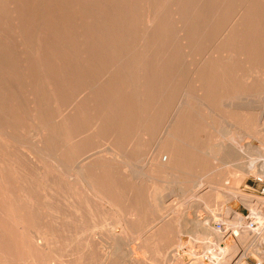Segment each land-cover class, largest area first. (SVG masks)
Listing matches in <instances>:
<instances>
[{
  "label": "rangeland",
  "instance_id": "374dc122",
  "mask_svg": "<svg viewBox=\"0 0 264 264\" xmlns=\"http://www.w3.org/2000/svg\"><path fill=\"white\" fill-rule=\"evenodd\" d=\"M25 1L24 0L23 1L22 0H0V7H1L0 8V22L2 21V23H3V25L0 23V32L3 33V34L0 33V35H1L0 36V51H1L0 52V54H1L0 55V68H2V67H5V69L7 68L6 69L7 72L4 71L5 69L3 68L4 73H2V74H1V72H3V71H2V69H0V75H2V76H0V100H4V101L6 100L5 102L0 101L1 104L3 105V107H2L0 104V107L3 109L2 110L0 108V114L2 115L0 117V120H1L0 124H2L4 121H5L4 123H6V122L9 123V125L7 123L5 125L4 124L0 125V127L1 126L4 127L3 129L5 131L3 133V135L2 134L0 135V137H1L0 138V140H1L0 141V180L2 179L0 181V254H1L0 264H32L33 261H34L33 264H46V263L52 264V262L54 260H56V261L58 260V261L53 262V264H60V263L68 264V262H70V260H71V262H70L71 264H78L79 263L78 258L80 256L78 253H80V250H81L80 249L81 244L78 245V242L80 243V237L81 236H83L84 238L86 237L85 241L89 240L90 229H89V227H87V231L83 232L84 234L80 235L79 229L76 226V224H77L76 218H72V219L70 218L71 216L73 217V215H75L74 213H70V212H71V209L73 210V212H75V210L73 208L76 209L77 205L74 207H73V205L80 203V201H81L80 192H82L81 187H79V183L77 184L75 181L74 182L72 181L73 176L74 175L76 176V173L74 172L73 169H75L74 167L76 166V163L78 162V160L82 159L83 154H86V152L90 151L91 149L97 148V147L98 148L100 147L102 149L103 143L106 142V141H104L103 143H100L101 139H99V137H101L104 134V131L100 132V130L98 128L95 129L94 131L93 130L88 131V128H86L84 130L82 138H80L78 136L79 128L81 126L88 124L87 122H89V120L91 119L95 109H96V114L99 117H101V119L104 118L105 112L102 108V104H105V103H107L109 101H113V100H125V99H129L132 97H134L135 99L138 98L139 95L137 97V95L132 94L133 92L131 91V89L133 88V91H139L138 90L139 81H138V78L135 76L131 79L132 75L127 74V76L125 77L123 74L124 72H122V71H119V72L112 71V67L110 66L109 67L110 71H109L108 75L101 74V77H99L97 80H94V82H93L92 78L89 79L90 84H88V86H90L92 84L91 89L97 86L98 90L96 89L97 88L96 87V88H94V92H91L93 89L91 90L89 87L88 89L91 90L90 91L91 93L88 92L87 90L85 91L84 86H83V82L85 80L82 78L77 79L78 78L77 77V56H74L76 54L78 55L77 42H78L79 37L82 33H85V34H83L84 36L82 38H85L86 40L91 39L94 36H97V32L93 27L95 24V21H96L95 16L97 17V13L90 12L91 6L92 7L95 6L93 3H96V4L102 3L103 5L107 6L106 14L108 17L115 15V14H119V19H120V21L122 23V27H123V32L121 33V35L123 36V37H121V40H122L121 43L123 44V43L127 42V40H128V43L126 44L127 47L124 46V48H125V49H123L124 52H128L136 44H138V40L141 37V30L152 25V23L154 22V20H152L154 16H156V20H155V23L153 25L159 24L158 21H160L162 19V20H164V22L169 27H171L172 20L170 18V13L164 12L165 8L170 9L171 3L169 4V0H147V1L146 0H140L138 3L139 12L135 13V12L131 11L133 9V7L135 6V3H134L135 0H121V2H120V0H119V2H118V0H115V1L114 0H111V1L110 0H80V1L79 0L78 1L77 0H51V1L44 0L46 2V5L44 4L45 2L43 0H41L43 2H41L40 0H32V1L30 0V2H29V0L26 2ZM48 1H49V3H47ZM52 2H53V4H52ZM82 2H84V3H82ZM183 2H184L183 6H189V4H190V0H183ZM202 2L205 5H210V4H212V2L216 3L215 0H208V1L202 0ZM24 3H25V6H24ZM39 3L40 4L42 3L43 7L42 6L38 7V5H40ZM114 3L115 4L117 3V4L114 5ZM124 3H126V4H124ZM31 4H32V7L29 6ZM68 6H69V8H68ZM4 7H5V9L7 7V10H5ZM24 7L26 8V10L24 9ZM37 7L39 9H36ZM44 7H45V11H44ZM111 7H112V9H111ZM146 7H148L149 10ZM40 8H43V9H41V11L44 14L40 12ZM56 9H58V11L60 9V11H59L60 13H58V11ZM1 11L4 12V15H3V13H1ZM33 11H37V12L33 13ZM48 11H50V12H48ZM55 13H58V14H55ZM10 14H12V15H10ZM39 14L40 15L43 14V16L41 15L42 19L40 18ZM149 14H150V16L151 15L152 16L150 17ZM30 15H31V19H30ZM54 15H56L57 17L55 18ZM144 15H145V20H144ZM146 15H148V17ZM26 16L28 17L27 19L29 21L25 20ZM46 16H47L48 20H47ZM60 16H62L63 18ZM127 16L130 18H128ZM157 16H158V18H157ZM1 17L2 18L4 17V18L2 19ZM16 17H18L19 19L21 18V19L18 20V18L16 19ZM50 17L52 18V20H50L51 19ZM59 17H60V20H59ZM35 18H37V19H35ZM61 18H62V20H61ZM15 19H16V21H14ZM35 20H37V21L39 20V21L37 22ZM42 20H43L44 24L46 22V24L45 25L43 24V26L40 25ZM5 21L7 23H5ZM129 21H130V23H129ZM16 22H18V23H16ZM53 22L54 23L56 22L55 26L51 25V23L54 24ZM61 23H62V25H61ZM47 24L48 25L50 24L51 26H47ZM136 24H138V27L136 26ZM4 25H6V26H4ZM10 25H12V26L10 27ZM13 25L17 26V28L13 27ZM31 25H33V26L36 25L38 27H35V29H34L33 26L31 28ZM29 26H30V28H29ZM41 26H42V29H41ZM2 27H3V29H2ZM53 27H55L56 31L53 30L54 29ZM36 29H38L39 32H36V31H38ZM169 30L172 31L173 29L171 28ZM3 31L7 32V34L4 33ZM27 31H29V32H27ZM156 31H153L151 38L156 37ZM11 32L15 33V34H12ZM23 32L25 33V35H23L24 34ZM66 32H68L69 34H73V35L70 36ZM131 32H132V34H131ZM27 33L30 36H28ZM36 33H38V34H36ZM4 34L6 36H4ZM10 34H11V36H10ZM7 35L9 36L8 38H7ZM17 35H19L18 36L19 38L17 37ZM31 35H34L35 37H36V35H38V36L36 38L35 37L33 38V36H31ZM25 36H27L29 39H27V37H25ZM42 36L45 39L41 38ZM30 37H31V39L32 38L35 39L34 42L36 41V44L34 42H33V44L31 43ZM206 37L208 39H212L214 37V33L209 32V34H207ZM39 38H40V41L38 42ZM123 39H124V41H123ZM28 40H30V42ZM41 40L43 41V43ZM44 40H46V43ZM70 40L71 41L75 40L76 43L70 42ZM25 41L27 42V44ZM66 41L68 43H65ZM19 42H20V44H19ZM14 43H16V44L14 45ZM28 43H30V45L32 44L31 45L32 47H30V45ZM71 43H73L74 46H72L73 44H71ZM11 44L14 45L15 48L17 46V48L15 49L13 46H11ZM34 44H35V47L37 49L33 46ZM75 44H76L77 48L75 47ZM56 45H60V46L57 47ZM39 46H41V47H39ZM11 47H12V49H11ZM9 48H10V50H8ZM18 48H19V52H21L20 53L21 56L19 55V52L17 51ZM52 48H53V50H52ZM202 48L203 47H201L196 53L200 52L199 54H201L203 52ZM91 49L96 54L99 51V50L96 51L95 49H93V45H88L86 48V55H89L88 52H90ZM16 51L18 52V56H17ZM121 51H122V49H121ZM134 51H135V54L137 55L138 54V48L136 50L134 49ZM22 52H24L23 55H22ZM38 53H40V54H38ZM100 53H101V50L99 51V54ZM35 54H36V56H35ZM8 55L11 56L9 58L11 60L8 59ZM12 56H14L15 58H13ZM196 56H198V55H196ZM12 58H13V60H12ZM22 58L26 59L25 63H24L25 60L24 59L22 60ZM2 60L6 64L4 62H2ZM39 60L41 61L40 63H38ZM53 60H55L54 61L55 63H53ZM9 61H11V62H9ZM13 61H15V62H13ZM20 61L22 62V64ZM48 61H50V62H48ZM67 61H69V62H67ZM125 61H126V63H125ZM125 61H124V65H129V63H128L129 61L128 60H125ZM18 62H20V63H18ZM42 63H43V66H42ZM47 63H48V65H47ZM51 63H52V65H51ZM67 63H69V64H67ZM28 64H29V67H28ZM66 64L68 66H66ZM21 65L24 66L26 69L21 68ZM250 65H251V63H247V66L241 65L240 67L237 68V74H238L237 75V84L238 85H234L232 83V80L228 81L227 75H224V77H222L221 79H218V81H217L218 87L215 90V94L212 97H210V102L212 104L214 112L216 113L215 114L216 116H214L212 120H210V118L207 120L202 119V118L190 120L188 122L187 132L178 131V132L173 134V137H172L173 141L170 139L172 141V146L176 150L183 152L182 154H179V158H177V159H179L178 161L182 162V164L178 165L175 169L166 171L164 173L156 174L155 175L156 180L154 181L155 183L154 182H148V183H145L143 186L144 189L147 188L149 191L151 189H154V190L157 189L161 193V194L159 193L160 194L159 199H160V207L163 208V210H162V208H160L162 210V212L160 211V209L157 210V209L153 208L152 202H149L147 196L144 195V192H142V194H140V196H137V197L131 196V197L125 198L122 203L124 205V210H123L124 217H125V220L127 222L125 223V220H124V223L122 224V226L124 225L123 228L126 230V233H123L122 236L125 237L126 239L123 238L124 243L122 242V244L119 246L117 244H114L115 242L113 239L114 238V231H118L119 227H120V224L117 223L118 222L117 215H115L114 212H106L105 213V212L100 211L101 213L100 212L98 213L95 209L91 208V211H93L92 216L95 219L94 221H95V224L97 226V228H95V231L99 230V232H96L97 237H98V240H97L98 244L93 245L89 249L87 248L84 250V253L86 255L85 256L86 264H99V260L101 259L100 254H101L102 248L109 246L108 250H111L112 245H114L112 247H114L113 251L115 253H116L115 248L118 247L119 248L118 253L126 255L127 257H132V256H136V255L143 257L146 255L145 257L148 259L149 263H151V264H167L168 262H169L168 264H175V263L176 264H178V263L183 264V262L185 264H205V263H203L202 258L204 256L208 255L209 251L214 250L215 248H217L219 246L217 244H214V241H213L212 242L213 246L210 248V247H208L209 246L208 240L205 241L206 238L202 234H199L196 236L195 233H197L199 231L198 230L199 227L196 226L195 223L196 222L204 223V222H207V220L214 218L215 220H213V222H212L213 227L217 226V222L225 221V220L227 222H229L230 224H233L234 223L233 216L235 213H232L231 216H228L227 214H225V212H223V206H224L223 204H225L227 202V200L225 202L224 197L227 196V194H229V193L234 194L235 198L237 197L236 202L238 205L236 206L235 211L238 214L248 216L250 214L249 210H251V208L253 209L252 206L256 205L254 208L257 207L256 211H259V213L260 214L262 213V215L260 216L261 218H259L261 221L259 220L260 221V223H259L260 228H259V231L256 232L257 234L254 237H251V239L249 240V242L246 245L240 244V245H242L240 247L237 244L238 249L236 250L237 252H235L233 255V260L231 259L232 261H230L227 264H245V263L253 264L255 262H257V263L264 262V256L262 257V255H264V254H260L261 252L264 253V234H263L264 233V228H263L264 227V220H262V219H264L263 218L264 217L263 216V214H264L263 213L264 212V203H262V201L255 200V201H253L254 204H252V206L250 207V206H247V202L245 203V201L239 199V196L247 195V194H250V196L253 195V197H255V195H256V198L264 199L263 196L259 197L261 195L256 191L260 187L259 184L257 182H255V179H254L255 173L258 174L257 169H253L252 171L250 170L251 172L250 171L245 172L241 167L242 166L241 161H243V162L246 161L244 154L242 155L241 153H239L237 151V163H238V165H237V163L235 164V162H233V163L230 162L231 155L222 153L221 147L219 146L220 143H225L227 141V139L229 140L230 138L236 137L233 135L234 133H232L233 130L230 131V129L227 128L228 129L227 130L226 128H224V126L226 127V123H224L223 118H225V119L230 118L232 120L233 124L239 126L242 129H245V131L247 133L245 135V139L247 141L246 143L251 144V146L256 145V147L260 146L259 144L261 143V145L264 146V130L262 128L263 124H264V120H263L264 119V105H263L264 102L261 98V97H264V95H263L264 85H261L260 83L256 82L255 79H253V76L255 75V73H254V70H252L253 69L252 65H251V67H250ZM38 66L40 67V69H39L40 72L36 71L39 68ZM12 68H15V69L12 70ZM10 70H12V71H10ZM14 70H16V71H14ZM13 71H14V74H13ZM65 71H66V73H65ZM15 72H16V75H15ZM3 74H5L6 76ZM110 74H111V76H109ZM121 74H122V76H121ZM129 74H131L130 71H129ZM3 76L6 78V80ZM29 76H31V77H29ZM36 77L39 79H37ZM262 77L264 78V68H263ZM185 78H186L185 73L183 76L179 77L180 80L181 79L183 80ZM116 79H117V81H116ZM20 80H21V84H20ZM2 81L3 82L5 81V83H3ZM34 81H36V82L34 83ZM40 81L41 82L43 81V82L41 83ZM30 82H33L32 87L34 88V86H35L36 87L35 89H37V91L39 93L30 86L31 85ZM44 83L47 84L46 87H45ZM221 83H222V85H221ZM9 84H11L12 86ZM13 84H14V86H13ZM132 84L135 86H133ZM241 84H243V85L241 86ZM8 85H9V87H8ZM26 85H28V87ZM223 85H225V86H223ZM39 86H40V89L43 91L38 90ZM47 86H49V89H47ZM26 87L28 89H24ZM43 87L45 88V90ZM10 88H12V89H10ZM63 89L68 90V93L65 92ZM185 89L186 90L188 89L187 91H188V93L191 94V96H192V94H194L196 92V88L194 86H188ZM53 90H55L56 92ZM2 91H4L5 93ZM33 91L35 93L36 98L33 95ZM59 92H61V93H59ZM219 92H220V94H219ZM38 94L39 95L41 94V95L39 96ZM130 94L132 97L131 96L129 97ZM248 94L251 96H249ZM20 95L22 97H20ZM88 95H90V96H88ZM246 95H248V96L245 97ZM252 95H254V96H252ZM259 95L261 97H259ZM37 96H39L40 99H38L39 97L37 98ZM41 96H43V97L41 98ZM241 96L244 98H241ZM252 97H255V99H253ZM50 98H52V99H50ZM217 98H219V99H217ZM226 98H227V100H226ZM257 98L258 99L261 98V99L258 100ZM231 99L233 101H231ZM16 100H17V103L15 102ZM25 100L27 101V103ZM222 100H226V101H222ZM19 101H21V102H19ZM22 101H25L24 106L22 105L23 104ZM230 101L232 104L233 103L234 104L239 103V104L237 106H233V107L229 108L226 105H228L230 103ZM260 101H262V102H260ZM10 102H12V103H10ZM88 102H90V104L93 106V109L91 110L92 113H89V112L85 111V109H84L85 106L88 104ZM250 102H251V104H250ZM223 103H225V104H223ZM11 104H12V106H11ZM25 104H27V106ZM245 104H248L249 108H246L248 106ZM224 105H225V107H224ZM243 105L245 107H243ZM258 106L260 109L258 108ZM40 108H43L44 110L42 111V109L40 110ZM12 109H13V112H12ZM2 111L3 112L5 111V112L3 113ZM73 111H74V113H73ZM17 114H18V116H17ZM260 114L263 115L262 119H260V122L262 123V125L258 120H256L257 115L259 116ZM3 115L6 117H4ZM3 117L5 119L4 121L2 120ZM26 117H28V118H26ZM6 119L8 121H6ZM42 119H43V121H42ZM48 119H50V120H48ZM53 119L56 120L57 123L55 121H53ZM12 122H14V125L16 123L17 129H16V126H12L13 125ZM44 122L46 123L45 125H44ZM64 123H68L67 125L71 126L70 133L67 136L66 135L64 136L62 134L63 133L62 128H63ZM37 124L39 126H37ZM221 125L223 126V129L225 131H227L226 133L223 134L225 137L222 136V134L220 133ZM18 126H20V127L18 128ZM38 127L43 131V135L42 134L39 135L40 130L38 129ZM254 127H255V129H253ZM45 128L48 129L49 132L50 131L53 132V133H50L52 136L50 134L48 135V131H45L46 130ZM84 128H85V126H84ZM56 129L58 131H56ZM19 130L20 131L22 130L21 133ZM53 130H55V131H53ZM255 130H257L259 134H257L255 132ZM7 131H8V133H7ZM0 133H1V131H0ZM10 133L13 135H12V137L10 135V138L7 139ZM3 136H7V137L2 138ZM242 136L243 135H237V140L242 139ZM13 137H14V139H11ZM58 137L59 138L62 137L63 139L60 138V140H63L65 142H63V141L59 142L60 140H58L59 139ZM160 137H163V140L161 139L162 140L161 143L163 145V143L167 139L166 135H164V128L163 127H162V129H160L158 132L155 133L154 139L158 140ZM5 140H6V142H4ZM137 140H138V144L135 147V150H136V152H139V158L136 159L135 161H132L133 162L132 165H134V166H132V168L134 170L137 169L140 172H141V170H143L144 173H149L146 170L148 167L146 168L145 156H146V152L150 148L149 147L150 141H151L150 137L147 135H143V136L141 135L137 138ZM260 140H261V142H259ZM52 144H53V147H52ZM188 144H190L191 146ZM214 145L216 147H214ZM41 146L43 147V149L41 148ZM66 146H67L68 150H71V151H69V152L63 151L62 149H64V147H66ZM210 146H212V147H210ZM218 147L220 149H218ZM18 148H20V149H18ZM195 148H197V149H195ZM48 149L51 151V152H49L50 154L53 152H56V153H53L55 155H57V151H59L58 152L59 156H61L63 158L62 167L57 162L54 163V160H52V157H50L51 155L49 153H47L49 151ZM209 149L215 150L218 153L213 154V155L212 154L209 155L206 153ZM24 151H26L27 153ZM75 156L77 157L76 160H75ZM47 157H48V160L45 159ZM49 159H51L52 162H50ZM70 159L72 162H74L73 164L71 162L72 165L69 164ZM66 161H67V165L65 164ZM257 161L261 164V162H263V159L260 158V160H259V158H258ZM44 162L46 164H44ZM226 162H228V163H226ZM54 164L56 165L55 168H54ZM68 164H69V167H68ZM62 168H64V169H62ZM86 169H87V171H89L93 174L95 172H101V173L105 174L106 176H108L111 173L110 164L108 162L101 161V160H95ZM178 169H180V170H178ZM55 170H56V172H55ZM67 171L70 173V175L68 174ZM199 171H201V172H199ZM168 172L173 173V174H170ZM65 173H67L68 175L66 174V176H65ZM71 173H72V175H71ZM176 173L178 174V178H176L177 177ZM189 173H191L192 175ZM199 173H201V174H199ZM62 174H64V175H62ZM194 174H195V176H194ZM170 175H171V177H168ZM188 175L191 177H189ZM67 176H69V177L72 176V177L69 178ZM165 176H167V178ZM199 176H204L205 180L203 179L201 187L199 186L198 189L197 188L194 189L195 188L194 182L196 180H198ZM171 178H174L173 179V180H175L174 183H173V181H171ZM190 178L192 179V181ZM157 179H159V180H157ZM193 179H195V180H193ZM7 180H9V181H7ZM178 181H180V182L178 183ZM3 183H5V184H3ZM97 183L99 185H102V186L103 185L107 186V184L109 182H97ZM129 184L131 185V183H129ZM176 184H178L179 187ZM65 185H66V187H65ZM118 185H119V187H121L123 189L124 188L127 189V187L130 188V185H126L123 182H118ZM49 187H51V188L53 187V188L50 189ZM64 187H65V190H64ZM132 187L133 186L131 185V188ZM180 187H183L186 190L191 189L193 187L192 189H194L195 191L197 190L196 192H198V193L188 192V194L186 193L187 195L184 194V196H183L180 193V191H178L180 189ZM73 188L75 190H77V192ZM23 189H25V190H23ZM53 189H54V191H52ZM56 189H57V191H55ZM7 190L10 193L7 192ZM44 192H46V194ZM207 192L210 195L211 194L213 195V193H216V196L214 195L216 198L214 199V196H212V195L210 197V195H208ZM217 192H218V194H217ZM202 193H203V195H202ZM75 194H77V195H75ZM206 194L208 196H206ZM237 194H239V195L237 196ZM218 195H220V196L223 195L224 197L223 198L220 197V199H219ZM63 196H64V198L67 197V198H65L67 200V202L63 198ZM200 196H202V197L205 196V198L207 197L208 201L213 200V202H212L213 204L209 205L210 202L208 204V202H206L207 200L203 199L204 197L202 198ZM20 197L21 198L24 197V199L23 198L21 199ZM48 197L51 198V201L53 200V202H50L52 204L51 207H48V206H50V205H48L50 203H47V201L49 200ZM221 199L224 200L223 201L224 203L219 201ZM16 200H17V202H16ZM215 200L218 202H216ZM203 202H204V204L207 203V205L206 204L204 205ZM55 203H56V205H55ZM58 203H59V205H62L66 208V213H65V208L62 206H59ZM66 204H68V206ZM71 204H73L72 205L73 208L71 206H69ZM146 204H147V206H146ZM45 205H47V206H45ZM33 206H34V208H33ZM220 206L222 207L221 209H220ZM208 207H210V208H208ZM45 209H48V210H45ZM49 209H50V211H49ZM61 209H62L63 213L61 212ZM68 210H69V212H68ZM53 211H56V213ZM158 211H160V212H158ZM8 212H10V214ZM44 212H46V214ZM60 212H61V215H59ZM52 213H55L54 214L55 216H53ZM50 214H51V216H50ZM62 214H63V216H62ZM65 214L66 215L68 214L67 216H69V214H70V217H69L70 220L68 217L67 218L65 217L66 216ZM215 214H217V215H215ZM46 215H47V217H46ZM56 215L61 216V218H59L60 220L58 219L59 216L57 217ZM163 216L165 218L166 217L167 218L165 219ZM48 217H50V218H48ZM74 217H76V215ZM161 217H163V218H161ZM51 218H53V219H51ZM106 218H108L109 220ZM187 218L189 220H187ZM110 219L112 221H111V223H109L110 225H108V222H110ZM47 220H49L50 222ZM67 220L72 222V223L69 222L72 225L68 226L67 224H69V223ZM72 220L74 221L75 228H77V229H74L75 233L73 231L74 226H73ZM104 220H106L105 222H107V223L101 222ZM232 221H233V223H232ZM64 222L65 223L67 222V223L65 224ZM75 222H76V224H75ZM100 223L103 226H106V227H104L105 229L102 228V225H100ZM261 223L263 226H261ZM64 225H67V226H64ZM153 225H155V226H153ZM185 225H186V227H185ZM71 226H73V227H71ZM100 226H101L102 230L99 228ZM62 227H64V228H62ZM151 227L153 229H155V231H156V235L158 238V240H156V241L151 240V236H148L149 235L148 232H149ZM182 227L184 228L183 229L184 231L182 230ZM257 227H254V228H257ZM133 228H135V230ZM146 228H148V229H146ZM77 230H78L79 234H78ZM180 230H182V232ZM260 230H262L261 233H260ZM62 231L64 234H66L65 236H64V234L62 235ZM21 232L24 233L25 235L22 234ZM87 232H89V234ZM145 232H146V234H144ZM179 232H181L180 233L181 235L179 234ZM27 233H28V235H27ZM136 233H137V235H134ZM86 234H87V236H85ZM127 235L129 236V238ZM29 236H31V237H29ZM36 236H41V237L45 238L46 243L48 242L47 245H46V243H45V245L44 244L43 245L38 244L37 241L39 242V239L37 240ZM73 236H74V238H73ZM106 239H108V240L105 241ZM135 239H137V240H135ZM102 240L105 241V243ZM138 240H139V243H138ZM33 241H35V242L33 243ZM160 241H162V242H160ZM27 242H29V245L26 244ZM257 242H258V244H257ZM177 243L179 246V250H178L179 256L178 257L181 259H178L177 257L172 256V255H175V253H172V248H174V245ZM24 244H26V246ZM37 244L40 246H38ZM105 244H106V246H105ZM76 245H77V247H76ZM219 245H221V244H219ZM79 246H80V248H79ZM42 247L44 248V250ZM40 248H41V250H40ZM127 248H128V250H127ZM26 250H28V251H26ZM149 250H151V251H149ZM89 251H90V253H89ZM153 251H154V253L155 252H157V253L154 254V253H152ZM28 252H30L31 254L30 253L28 254ZM87 252H88V255H87ZM91 252L94 255H92ZM73 254H75V255H73ZM90 254H91V256H93L92 258H90ZM169 255H171V256H169ZM259 255H261V256H259ZM56 256H58V257L56 258ZM97 256H98V258H97ZM29 257L30 258L35 257L38 263L36 262V260L34 258H33V260L32 259L28 260V259H30ZM59 257H61L60 258L61 260H59ZM167 257H168V260L166 261L165 259H167ZM14 258H15V260H13ZM68 258H70V259H68ZM46 259H48V260H46ZM52 259H53V261H52ZM174 259H175V262L173 261ZM31 261H32V263H31ZM46 261H48V262H46Z\"/></svg>",
  "mask_w": 264,
  "mask_h": 264
},
{
  "label": "bare ground",
  "instance_id": "6f19581e",
  "mask_svg": "<svg viewBox=\"0 0 264 264\" xmlns=\"http://www.w3.org/2000/svg\"><path fill=\"white\" fill-rule=\"evenodd\" d=\"M23 1V0H22ZM25 1V0H24ZM28 1V0H26ZM25 1V2H26ZM32 1V0H31ZM41 1V0H40ZM39 1V2H40ZM44 1V0H43ZM41 1V2H43ZM51 1V0H49ZM49 1L47 3H49ZM78 1V0H77ZM80 1V0H79ZM111 1V0H110ZM115 1V0H114ZM140 0H135V6L133 7V9L131 11L138 13L139 12V7H138V3ZM147 1V0H146ZM205 1V0H204ZM208 1V0H207ZM230 1V2H229ZM10 2V1H9ZM21 2V1H20ZM30 2V0H29ZM38 2V1H37ZM45 2V1H44ZM55 2V1H54ZM90 2V1H89ZM119 2V0H118ZM117 2V3H118ZM121 2V0H120ZM126 2V1H125ZM216 3L212 2V4L210 5H205L202 0H190V4L189 6H183L184 2L183 0H169V4L171 3V7L170 9H164V12H169L170 13V18L172 20V25L171 27H169L164 20H160L158 21L159 24H155V20H156V16L153 17L152 20H154V22L152 23L151 26L147 27V28H142L143 30H141V37L138 40V44H136L132 49H130L128 52H124L123 49L124 46H126L127 42L125 43H121V37H123L121 35V33L123 32V27H122V23L119 19V14H115L112 16H107L106 14V8L107 6L103 5L102 3H93L94 7H92L91 5V9L90 12H94L97 13V17L95 16V24H94V29L97 32V36L92 37L91 39L86 40L85 38H82L85 33H82L79 37V40L77 42V46H78V55H74L77 56V79L82 78L85 81L83 82V86L85 91L87 90L88 92H94V88L91 89V85L88 86L89 83V79H93L97 80L99 77H101V74L104 75H108L109 74V67H112V71L114 72H119L122 71L124 72V76L126 77L127 74L128 75H132L131 79L135 76L138 78L139 81V86H138V90L139 91H133V88L131 89V91L133 92L132 94L139 95L138 98H134L131 96V94L129 95V97L131 96L132 98L129 99H125V100H113V101H109L105 104H102V108L105 112V116L103 119H101V117H99L96 114V109L93 112V115L91 117V119L89 120V122H87L88 124L81 126L79 128V134L78 136L80 138H82L84 130L86 128H88V131L91 130H95V129H99L100 132L104 131V134L99 137L100 143H103L102 145V149L99 147L91 149L90 151L86 152V154H83L82 159L78 160V162L76 163V166L74 167L75 169L74 172L76 173V176H73V182L75 181L77 184L79 183V187H81L82 192H80V198L81 201L79 204H71L69 206L73 207L77 205L76 209L73 208L75 210V212H73V210L71 209L70 213H74L76 215V217H74L75 215H73V217L67 216L66 214V218L70 217L72 218H76L77 221V228L79 229L80 235L84 234L83 232L87 231V227H89L90 229V237L89 240L85 241V238L83 236L80 237V243L78 242V245L81 244V248L79 246L80 253H78L80 256L78 258V264H86V260H85V253L84 250L85 249H89L90 247H92L93 245L98 244V237H97V233L99 232V230L95 231V228H97L96 224H95V219L92 216V212L91 208L95 209L98 213L100 211L102 212H114L115 215H117L118 217V224H120L119 230L118 231H114V244L117 245H121L123 242V238L126 239L125 237L122 236L123 233H126V230L123 228L122 224L124 223L125 217H124V205H123V200L127 197H131V196H140V194H142V192H144V195L147 196L149 202H152V206L154 209H160L162 207H160V199H159V195L161 194L157 189H151L150 191L146 188L144 189L143 186L145 183L148 182H154L156 180V174L159 173H164L166 171L175 169L178 165L182 164L181 161H178L179 159V154H182L183 152L176 150L173 146H172V137L173 134L178 132V131H183V132H187L188 130V122L190 120L193 119H198V118H202V119H209L212 120L214 116H216L212 104L210 102V97H212L215 94V90L217 89V81L218 79H221L222 77H224V75H227L228 81L232 80V83L234 85H238L237 84V68L240 67L241 65H246L247 63H251L254 73L255 75L253 76V79H255L256 82L260 83L261 85H264V78L262 77V73H263V68H264V0H215ZM222 2V3H221ZM5 3V2H4ZM3 3V4H4ZM28 3V2H27ZM26 3V4H27ZM34 3V2H33ZM73 3V2H72ZM71 3V4H72ZM84 3V2H82ZM87 3V2H86ZM92 3V2H91ZM116 3V4H117ZM132 3V2H131ZM15 4V3H14ZM23 4V3H22ZM30 4V3H29ZM40 4V3H39ZM46 5V2L44 3ZM53 4V2H52ZM55 4V3H54ZM57 4V3H56ZM60 4V3H59ZM75 4V3H74ZM90 4V3H89ZM114 3V5H116ZM122 4V3H121ZM126 4V3H124ZM123 4V5H124ZM9 5V4H8ZM11 5V4H10ZM16 5V4H15ZM36 5V4H35ZM68 5V4H67ZM84 5V4H83ZM132 5V4H131ZM161 5V4H160ZM164 5V4H163ZM25 6V3H24ZM30 7H32V4L29 5ZM42 6V3L40 5H38V7ZM53 6V5H52ZM55 6V5H54ZM8 7V6H7ZM7 7L5 10H7ZM15 7V6H14ZM13 7V8H14ZM23 7V6H22ZM21 7V8H22ZM36 9H39V8ZM43 7V6H42ZM46 7V6H45ZM45 7H44V11H45ZM51 7V6H50ZM60 7V6H59ZM167 7V6H166ZM1 8V7H0ZM53 8V7H52ZM69 8V6H68ZM87 8V7H86ZM132 8V7H131ZM148 8V7H146ZM16 9V8H15ZM24 9L26 10V8L24 7ZM40 8V12L43 13L41 11ZM88 9V8H87ZM112 9V7H111ZM17 10V9H16ZM22 10V9H21ZM49 10V9H48ZM58 11V9H56ZM149 10V8H148ZM3 11V10H2ZM4 15V12H2ZM38 11V10H37ZM37 11H33V13H36ZM60 11V9H59ZM58 11V13H60ZM146 11V10H145ZM18 12V11H17ZM20 12V11H19ZM50 12V11H48ZM56 12V11H55ZM121 12V11H120ZM6 13V12H5ZM12 13V12H11ZM32 13V14H33ZM47 13V12H46ZM55 13V14H58ZM27 14V13H26ZM44 14V13H43ZM43 14H41L43 16ZM8 15V14H7ZM12 15V14H10ZM29 15V14H28ZM27 15V16H28ZM41 15L39 14L40 18ZM46 15V14H45ZM123 15V14H122ZM21 16V15H20ZM26 16V21L28 20ZM35 16V15H34ZM33 16V17H34ZM48 16V15H47ZM46 16V18H47ZM51 16V15H50ZM55 18L57 17L56 15H54ZM59 16V15H58ZM129 16V15H128ZM127 16V17H128ZM136 16V15H135ZM142 16V15H141ZM148 17V15H146ZM150 16V14H149ZM152 16V15H151ZM150 16V17H151ZM159 16V15H158ZM157 16V18H158ZM45 17V16H44ZM43 17V18H44ZM62 17V16H60ZM59 17V20H60ZM125 17V16H124ZM123 17V18H124ZM126 17V18H127ZM2 18V17H1ZM4 18V17H3ZM2 18V19H3ZM10 18V17H9ZM18 17H16L17 19ZM45 18V19H46ZM51 18V17H50ZM54 18V19H55ZM63 18V17H62ZM61 18V20H62ZM122 18V17H121ZM130 18V17H128ZM167 18V17H166ZM16 19L14 21H16ZM21 19V18H20ZM18 18V20H20ZM30 19H31V15H30ZM37 19V18H35ZM42 19V18H41ZM17 20V21H18ZM24 20V21H25ZM48 20V18H47ZM52 20V18L50 19ZM144 20H145V15H144ZM29 21V20H28ZM37 21V20H35ZM34 21V22H35ZM39 21V20H38ZM37 21V22H38ZM93 21V22H94ZM143 21V20H142ZM167 21V20H166ZM36 22V23H37ZM43 22V20H42ZM40 23V25L43 26V23ZM60 22V21H59ZM146 22V21H145ZM144 22V23H145ZM2 25V21L0 22ZM5 23H7L5 21ZM11 23V22H10ZM18 23V22H16ZM33 23V22H32ZM54 23V22H53ZM56 23V22H55ZM55 23L51 25L55 26ZM130 23V21H129ZM12 24V23H11ZM20 24V23H19ZM30 24V23H29ZM35 24V23H34ZM46 24V22H45ZM44 24V25H45ZM143 24V23H142ZM166 24V25H165ZM1 25V26H2ZM50 24L47 26H51ZM62 25V23H61ZM91 25V24H90ZM145 25V24H144ZM6 26V25H4ZM3 26V27H4ZM9 26V25H8ZM12 25H10L11 27ZM22 26V25H21ZM20 26V27H21ZM26 26V25H25ZM33 25H31L32 28ZM41 26V29H42ZM136 26L138 27V24H136ZM225 26V27H224ZM2 27V29H3ZM9 27V28H10ZM13 27L17 28V26ZM34 29L35 27L38 26H33ZM45 27V26H44ZM6 28V27H5ZM14 28V29H15ZM23 28V27H22ZM30 28V26H29ZM49 28V27H48ZM54 28V29H53ZM52 29L55 30V27H53ZM136 28V27H135ZM141 28V27H140ZM173 29L172 31H170L169 29ZM11 29V28H10ZM13 29V28H12ZM19 29V28H18ZM40 29V30H41ZM45 29V28H44ZM50 29V28H49ZM51 29V30H52ZM69 29V28H68ZM80 29V28H79ZM137 29V28H136ZM16 30V29H15ZM32 30V29H31ZM38 30V29H36ZM52 30V31H53ZM89 30V29H88ZM132 30V29H131ZM157 30V31H156ZM2 31V30H1ZM12 31V30H11ZM24 31V30H23ZM33 31V30H32ZM35 31V30H34ZM43 31V30H42ZM50 31V30H49ZM56 31V30H55ZM66 31V30H65ZM70 31V30H69ZM153 31H156V37H152ZM4 32V31H3ZM29 32V31H27ZM36 32H39L36 31ZM209 32L214 33V37L212 39H208L206 36L207 34H209ZM1 33V32H0ZM7 34V32H4ZM12 33V32H11ZM24 33V32H23ZM31 33V32H30ZM56 33V32H55ZM68 33V32H66ZM126 33V32H125ZM3 34V33H1ZM15 34V33H12ZM18 34V33H17ZM28 34V33H27ZM38 34V33H36ZM58 34V33H57ZM96 34V33H95ZM94 34V35H95ZM129 34V33H128ZM132 34V32H131ZM134 34V33H133ZM25 35V33L23 34ZM45 35V34H44ZM68 35H73V34H69ZM1 36V35H0ZM4 36H6L4 34ZM11 36V34H10ZM19 35H17L18 37ZM28 36H30L28 34ZM33 38L35 37L34 35ZM38 35H36L37 37ZM53 36V35H52ZM59 36V35H58ZM127 36V35H126ZM9 36L7 35V38ZM13 37V36H12ZM11 37V38H12ZM27 37V36H25ZM35 37V38H36ZM212 37V36H211ZM19 38V37H18ZM24 38V37H23ZM32 38V39H33ZM43 38V36L41 37ZM63 38V37H62ZM129 38V37H128ZM25 39V38H24ZM27 39H29L27 37ZM31 40V43L33 44L34 40ZM45 39V38H43ZM78 39V38H77ZM30 40H28L30 42ZM13 41V40H12ZM16 41V40H15ZM24 41V40H23ZM40 41V38L38 40V42ZM42 41V40H41ZM46 43V40H44ZM51 41V40H50ZM54 41V40H53ZM57 41V40H56ZM68 41V40H67ZM65 43H68V42ZM75 41V40H74ZM71 41L73 43H76V41ZM124 41V39H123ZM126 41V40H125ZM26 42V41H25ZM130 42V41H129ZM6 43V42H5ZM36 44V41L34 42ZM43 43V41H42ZM41 43V44H42ZM52 43V42H51ZM71 43V44H73ZM135 43V42H134ZM7 44V43H6ZM16 43H14L15 45ZM20 44V42H19ZM27 44V42H26ZM25 44V45H26ZM30 45V43H28ZM31 44V45H32ZM35 44L33 45L35 47ZM93 45V49H95L96 51H100L101 53L99 54V51L97 52V54L91 49L89 53V55H86V48L88 45ZM14 45L11 44V46L14 47ZM30 45V47H32ZM44 46V45H43ZM57 47L60 45H56ZM74 46V44L72 45ZM41 47V46H39ZM38 47V48H39ZM76 47V44H75ZM127 47V46H126ZM201 47L203 52L201 54L196 53ZM15 48V47H14ZM17 48V46H16ZM15 48V49H16ZM36 48V47H35ZM56 48V47H55ZM77 48V47H76ZM98 48V49H97ZM138 48V54H135L134 49L136 50ZM12 49V47H11ZM37 49V48H36ZM62 49V48H61ZM122 49V51H121ZM10 50V48L8 49ZM23 50V49H22ZM53 50V48H52ZM17 51L19 52V48L17 49ZM16 51V52H17ZM43 51V50H42ZM41 51V52H42ZM51 51V50H50ZM89 51V50H88ZM1 52V51H0ZM18 52H17V56H18ZM40 52V51H39ZM44 52V51H43ZM52 52V51H51ZM50 52V53H51ZM60 52V51H59ZM21 52H19V55ZM24 52H22L23 55ZM30 53V52H29ZM45 53V52H44ZM4 54V53H3ZM34 54V53H33ZM40 54V53H38ZM48 54V53H47ZM75 54V53H74ZM1 55V54H0ZM5 55V54H4ZM198 55V56H196ZM7 56V55H6ZM16 56V57H17ZM36 56V54H35ZM49 56V55H48ZM66 56V55H65ZM2 57V56H1ZM11 56L8 55V59ZM13 58H15L14 56H12ZM4 58V57H3ZM12 58V60H13ZM18 58V57H17ZM20 58V57H19ZM25 58V57H24ZM22 58V60L24 59ZM27 58V57H26ZM38 58V57H37ZM40 58V57H39ZM48 58V57H47ZM51 58V57H50ZM11 60V59H9ZM16 60V59H15ZM24 63L26 62V59H24ZM38 60V59H37ZM44 60V59H43ZM128 60L129 65H124V61ZM18 61V60H17ZM16 61V62H17ZM28 61V60H27ZM55 60H53V63ZM134 61V62H133ZM2 62H4L2 60ZM11 62V61H9ZM15 62V61H13ZM21 62V61H20ZM18 62V63H20ZM41 61L39 60L38 63H40ZM50 62V61H48ZM69 62V61H67ZM5 63V62H4ZM126 63V61H125ZM6 64V63H5ZM4 64V65H5ZM22 64V62H21ZM69 64V63H67ZM66 64V66H68ZM20 65V64H19ZM39 65V64H38ZM46 65V64H45ZM48 65V63H47ZM52 65V63H51ZM250 65V67H251ZM35 66V65H34ZM43 66V63H42ZM41 66V67H42ZM19 67V66H18ZM29 67V64H28ZM39 67V66H38ZM3 68L5 69V67H2L0 69ZM21 68H25L24 66L21 65ZM34 68V67H33ZM48 68V67H47ZM65 68V67H64ZM7 69V68H6ZM6 69L4 71H6ZM15 68H12V70ZM26 69V68H25ZM40 67L36 70L38 72ZM10 70V71H12ZM17 70V69H16ZM14 70V71H16ZM34 70V69H33ZM66 70V69H65ZM1 72L2 73H4ZM13 71V74H14ZM19 71V70H18ZM26 71V70H25ZM24 71V72H25ZM56 71V70H55ZM70 71V70H69ZM129 71L131 74H129ZM7 72V71H6ZM240 72V71H239ZM243 72V71H242ZM66 73V71H65ZM113 73V72H112ZM111 73V74H112ZM184 73L186 74V78L185 79H179V77L183 76ZM6 74V73H5ZM3 74V75H5ZM22 74V73H21ZM44 74V73H43ZM51 74V73H50ZM68 74V73H67ZM95 74V75H94ZM111 74L109 76H111ZM7 75V74H6ZM5 75V76H6ZM16 75V72H15ZM23 75V74H22ZM244 75V74H243ZM2 76V75H0ZM20 76V75H19ZM44 76V75H43ZM122 76V74H121ZM4 77V76H3ZM9 77V76H8ZM16 77V76H15ZM31 77V76H29ZM47 77V76H46ZM5 78V77H4ZM18 78V77H17ZM16 78V79H17ZM37 78V77H36ZM42 78V77H41ZM52 78V77H51ZM130 78V77H129ZM23 79V78H22ZM39 79V78H37ZM44 79V78H43ZM130 79V80H131ZM136 79V78H135ZM247 79V78H246ZM249 79V78H248ZM252 79V78H251ZM6 80V78H5ZM26 80V79H25ZM62 80V79H61ZM23 81V80H22ZM71 81V80H70ZM117 81V79H116ZM3 82V81H2ZM26 82V81H25ZM36 81H34L35 83ZM41 82V81H40ZM43 82V81H42ZM41 82V83H42ZM45 82V81H44ZM49 82V81H48ZM68 82V81H67ZM108 82V81H107ZM134 82V81H133ZM5 83V81L3 82ZM31 83V87H32V83ZM39 83V82H38ZM101 83V82H100ZM111 83V82H110ZM115 83V82H114ZM245 83V82H244ZM7 84V83H6ZM5 84V85H6ZM20 84H21V80H20ZM45 84V83H44ZM120 84V83H119ZM11 85V84H9ZM8 85V87H9ZM18 85V84H17ZM47 84H45L46 87ZM63 85V84H62ZM70 85V84H69ZM77 85V84H76ZM96 85V84H95ZM133 85V84H132ZM222 85V83H221ZM243 84H241L242 86ZM12 86V85H11ZM14 86V84H13ZM28 87V85H26ZM101 86V85H100ZM135 86V85H133ZM137 86V85H136ZM188 86H194L196 88V92L194 94L188 93V89L186 90L185 88H187ZM225 86V85H223ZM24 88V89H28V88ZM90 87V89H88ZM109 87V86H108ZM33 88V87H32ZM31 88V89H32ZM36 87L34 86L33 89H35ZM44 88V87H43ZM135 88V87H134ZM12 89V88H10ZM23 89V90H24ZM32 89V90H33ZM47 89H49V86H47ZM98 90V87L96 88ZM106 89V88H105ZM108 89V88H107ZM37 91V89H35ZM34 90V91H35ZM38 90L40 91V86L38 88ZM45 90V88H44ZM64 90V89H63ZM109 90V89H108ZM107 90V91H108ZM255 90V89H254ZM33 91V95L35 97V93ZM43 91V90H41ZM51 91V90H50ZM55 91V90H53ZM65 92L68 93V90H64ZM111 91V90H110ZM192 91V90H191ZM256 91V90H255ZM4 92V91H2ZM1 92V93H2ZM20 92V91H19ZM18 92V93H19ZM27 92V91H26ZM32 92V91H31ZM38 92V91H37ZM56 92V91H55ZM90 92V93H91ZM182 92V93H181ZM227 92V91H226ZM241 92V91H240ZM5 93V92H4ZM16 93V92H15ZM39 93V92H38ZM61 93V92H59ZM58 93V94H59ZM139 93V94H138ZM180 93V94H179ZM242 93V92H241ZM3 94V93H2ZM17 94V93H16ZM51 94V93H50ZM96 94V93H95ZM220 94V92H219ZM37 95V94H36ZM39 95V94H38ZM41 95V94H40ZM39 95V96H40ZM91 95V94H90ZM88 95V96H90ZM101 95V94H100ZM249 95V94H248ZM248 95H246L245 97H247ZM264 95V93H263ZM262 95V96H263ZM37 96V98L39 97ZM44 96V95H43ZM41 96V98L43 97ZM60 96V95H59ZM68 96V95H67ZM80 96V95H79ZM238 96V95H237ZM240 96V95H239ZM251 96V95H249ZM254 96V95H252ZM20 97H22L20 95ZM25 97V96H24ZM33 97V98H34ZM52 97V96H51ZM84 97V96H83ZM234 97V96H233ZM259 97H261L259 95ZM36 98V97H35ZM58 98V97H57ZM61 98V97H60ZM101 98V97H100ZM241 98H244L241 96ZM249 98V97H248ZM253 99H255V97H252ZM263 102H264V97H261ZM260 98V99H261ZM29 99V98H28ZM40 99V97L38 98ZM52 99V98H50ZM68 99V98H67ZM219 99V98H217ZM258 99V98H257ZM258 99V100H260ZM46 100V99H45ZM59 100V99H58ZM227 100V98H226ZM226 100H222V101H226ZM250 100V99H249ZM1 102H3L4 100H0ZM6 101V100H5ZM4 101V102H5ZM26 101V100H25ZM23 102V106H24V102ZM101 101V100H100ZM103 101V100H102ZM231 101H233L231 99ZM230 101V103H231ZM236 101V100H235ZM251 101V100H250ZM0 102V104H1ZM17 103V100L15 101ZM21 102V101H19ZM218 102V101H217ZM256 102V101H255ZM262 102V101H260ZM12 103V102H10ZM27 103V101H26ZM66 103V102H65ZM228 104L226 105L227 107L231 108L233 106H237L238 104ZM253 103V102H252ZM4 104V103H3ZM36 104V103H35ZM225 104V103H223ZM242 104V103H241ZM251 104V102H250ZM259 104V103H258ZM261 104V103H260ZM27 106V104H25ZM59 105V104H58ZM249 108L248 104H245ZM264 105V104H263ZM1 106L3 107V105L1 104ZM5 106V105H4ZM7 106V105H6ZM9 106V105H8ZM12 106V104H11ZM36 106V105H35ZM82 106V105H81ZM223 106V105H222ZM255 106V105H254ZM260 106V105H259ZM258 106V108H259ZM30 107V106H29ZM53 107V106H52ZM74 107V106H73ZM225 107V105H224ZM243 107H245L243 105ZM256 107V106H255ZM1 108V107H0ZM48 108V107H47ZM254 108V107H253ZM257 108V109H258ZM2 109V108H1ZM5 109V108H4ZM8 109V108H7ZM15 109V108H14ZM28 109V108H27ZM42 109V111L44 110L43 108H40V110ZM72 109V108H71ZM85 111L92 113V109L93 106L90 104V102H88V104L85 106ZM260 109V108H259ZM263 109V108H262ZM3 110V109H2ZM9 110V109H8ZM11 110V109H10ZM22 110V109H21ZM61 110V109H60ZM234 110V109H233ZM23 111V110H22ZM28 111V110H27ZM38 111V110H37ZM256 111V110H255ZM263 111V110H262ZM3 112V111H2ZM5 112V111H4ZM3 112V113H4ZM13 112V109H12ZM20 112V111H19ZM47 112V111H46ZM2 113V114H3ZM29 113V112H28ZM27 113V114H28ZM40 113V112H39ZM52 113V112H51ZM74 113V111H73ZM76 113V112H75ZM260 113V112H259ZM263 113V112H262ZM7 114V113H6ZM14 114V113H13ZM12 114V115H13ZM70 114V113H69ZM16 115V114H15ZM24 115V114H23ZM219 115V114H218ZM2 115L0 114V117ZM4 116V115H3ZM18 116V114H17ZM25 116V115H24ZM49 116V115H48ZM52 116V115H51ZM86 116V115H85ZM262 114H260L259 116L257 115L256 120H258L260 122V119H262ZM6 117V116H4ZM3 117V121L5 120ZM8 117V116H7ZM16 117V116H15ZM87 117V116H86ZM28 118V117H26ZM88 118V117H87ZM253 118V117H252ZM8 119V118H7ZM6 119V121H8ZM11 120V119H10ZM50 120V119H48ZM264 120V119H263ZM1 121V120H0ZM12 121V120H11ZM43 121V119H42ZM53 121H55L57 123L56 120L53 119ZM224 123H226V127L224 126V128H228L232 131V133H234L233 135L236 136L235 138H230L229 140L227 139V141L225 143H220V147H221V152L224 154H228L231 155V159L230 162H235V164L237 163V151L239 153H241L242 155L244 154L246 161H241L242 162V169L245 172H249L250 170L252 171L253 169H257L258 174L255 173V177L256 179L258 178H264V146L261 145V143L259 144L260 146H251V144L246 143V139H245V135L247 134L245 129L240 128L239 126L233 124L232 120L230 118H223ZM5 122V121H4ZM2 123V124H6V123ZM31 122V121H30ZM46 122V121H45ZM44 122V125L46 124ZM51 122V121H50ZM63 122V121H62ZM69 122V121H68ZM81 122V121H80ZM207 122V121H206ZM248 122V121H247ZM13 125L12 126H16V123L14 125V122H12ZM35 123V122H34ZM74 123V122H73ZM253 123V122H252ZM261 123V122H260ZM0 124V125H2ZM9 125V123H7ZM39 124V123H38ZM37 124V126H39ZM43 124V123H42ZM68 123H64L62 131H63V135L67 136L70 133L71 130V126L67 125ZM3 125V126H4ZM262 125V123H261ZM31 126V125H30ZM36 126V125H35ZM47 126V125H46ZM20 126H18L19 128ZM162 127L164 128V135H166L167 139L166 141L163 143L162 145V140L163 137H160L158 140L154 139V135L156 132H158L160 129H162ZM4 127H0V135L5 132ZM43 128V127H42ZM259 128V127H258ZM263 130H264V124H263ZM17 129V126H16ZM34 129V128H33ZM38 129L40 130L39 135H43V131L38 127ZM46 129V128H45ZM201 129V128H200ZM227 129V130H228ZM255 129V127L253 128ZM261 129V128H260ZM44 130V129H43ZM220 133L222 134V136H224L223 134L226 133L227 131H225L223 129V126L221 125V129H220ZM20 131V130H19ZM22 131V130H21ZM20 131V133H21ZM34 131V130H33ZM45 131H48V135L50 133L53 132H49L48 129H46ZM55 131V130H53ZM56 131H58L56 129ZM162 131V130H161ZM217 131V130H216ZM17 132V131H16ZM255 132L257 134L258 131L255 130ZM8 133V131H7ZM55 133V132H54ZM230 133V132H229ZM262 133V132H261ZM260 133V134H261ZM23 134V133H22ZM161 134V133H160ZM5 135V134H4ZM7 135V134H6ZM10 135L12 137L13 134H9L8 138H10ZM51 135V134H50ZM71 135V134H70ZM69 135V136H70ZM143 136V135H147L150 137V148L148 149V151L146 152V156H145V163H146V170L149 173H144L143 170H141V172L139 170H134L132 168V161H135L136 159L139 158V152H136L135 147L138 144V140L137 138L139 136ZM163 135V134H162ZM228 135V134H227ZM237 135H243L242 139L237 140ZM262 135V134H261ZM52 136V135H51ZM100 136V135H99ZM248 136V135H247ZM7 137V136H3L2 138ZM225 137V136H224ZM254 137V136H253ZM1 138V137H0ZM59 138V137H58ZM57 138V139H58ZM62 138V137H60ZM60 138L58 140H60ZM6 139V140H7ZM11 139H14L11 138ZM46 139V138H45ZM63 139V138H62ZM162 139V140H161ZM172 141H171V140ZM226 139V138H225ZM258 139V138H257ZM260 139V138H259ZM6 140L4 142H6ZM22 140V139H21ZM179 140V139H178ZM1 141V140H0ZM63 140H60L59 142H61ZM65 142V141H63ZM96 142V141H95ZM261 142V140L259 141ZM9 143V142H8ZM16 143V142H15ZM37 143V142H36ZM54 144V143H53ZM52 144V147H53ZM66 144V143H65ZM4 145V144H3ZM40 145V144H39ZM38 145V146H39ZM43 145V144H42ZM48 145V144H47ZM87 145V144H86ZM190 145V144H188ZM258 145V144H257ZM140 146V145H139ZM148 146V145H147ZM191 146V145H190ZM218 146V145H217ZM51 147V146H50ZM56 147V146H55ZM62 147V146H61ZM212 147V146H210ZM214 147H216L214 145ZM41 148L43 149V147L41 146ZM148 148V147H147ZM20 149V148H18ZM17 149V150H18ZM45 149V148H44ZM47 149V148H46ZM86 149V148H85ZM197 149V148H195ZM211 149V148H210ZM208 150L206 153L207 154H217L218 152H216L215 150ZM218 149H220L218 147ZM49 150V149H48ZM63 151H71L68 150L67 146L64 147V149H62ZM218 151V150H217ZM26 152V151H24ZM51 152L50 150L47 152L49 153ZM59 151H57V155L53 154V153H49L52 157V160H54V163L57 162L59 165H63V158L61 156H59L58 154ZM198 152V151H197ZM27 153V152H26ZM238 153V154H239ZM31 154V153H30ZM33 154V153H32ZM14 155V154H13ZM37 155V154H36ZM219 155V154H218ZM35 156V155H34ZM236 156V157H235ZM240 156V155H239ZM49 157V156H48ZM48 157L45 158L46 160H48ZM212 157V156H211ZM31 158V157H30ZM35 158V157H34ZM260 158L263 159V162H261V164L257 161V159ZM37 159V158H36ZM77 159V157L75 156V160ZM227 159V158H226ZM50 162L51 159H49ZM95 160H101V161H105L108 162L110 164L111 167V173L110 175L106 176L105 174L101 173V172H95L94 174L87 171V167H89L91 165L92 162H94ZM225 160V159H224ZM220 161V160H219ZM222 161V160H221ZM228 161V160H227ZM71 159L69 161V164H71ZM74 162H72L73 164ZM144 163V164H145ZM228 163V162H226ZM44 164H46L44 162ZM65 164L67 165V161L65 162ZM68 164V167H69ZM71 164V165H72ZM90 164V165H89ZM234 164V165H235ZM52 165V164H51ZM89 165V166H88ZM100 165V164H99ZM238 165V163H237ZM55 164H54V168H55ZM58 166V165H57ZM94 166V165H93ZM183 166V165H182ZM4 167V166H3ZM51 167V166H50ZM59 167V166H58ZM220 167V166H219ZM16 168V167H15ZM47 168V167H46ZM65 168V167H64ZM62 168V169H64ZM216 168V167H215ZM6 169V168H5ZM70 169V168H69ZM61 170V169H60ZM180 170V169H178ZM224 170V169H223ZM65 171V170H64ZM139 171V172H138ZM187 171V170H186ZM216 171V170H215ZM250 171V172H251ZM56 172V170H55ZM58 172V171H57ZM66 172V171H65ZM68 172V171H67ZM201 172V171H199ZM203 172V171H202ZM210 172V171H209ZM170 173V172H168ZM67 173H65L66 176ZM68 174L70 175V173L68 172ZM67 174V175H68ZM173 174V173H170ZM191 174V173H189ZM201 174V173H199ZM206 174V173H205ZM250 174V173H249ZM2 175V174H1ZM64 175V174H62ZM72 175V173H71ZM168 175V174H167ZM178 178V174L176 173ZM192 175V174H191ZM21 176V175H20ZM47 176V175H46ZM173 176V175H172ZM186 176V175H185ZM189 176V175H188ZM195 176V174H194ZM197 176V175H196ZM205 176V175H204ZM204 176H199L198 180H196L194 183V189H198V187H201V184L203 182ZM208 176V175H207ZM69 177V176H67ZM72 177V176H70ZM69 177V178H70ZM167 178V176H165ZM168 177H171L168 176ZM181 177V176H180ZM191 177V176H189ZM40 178V177H39ZM175 178V177H174ZM174 178H171V181ZM187 178V177H186ZM185 178V179H186ZM20 179V178H19ZM58 179V178H57ZM180 179V178H179ZM191 179V178H190ZM197 179V178H196ZM2 180V179H1ZM0 180V181H1ZM159 180V179H157ZM195 180V179H193ZM205 180V179H204ZM9 181V180H7ZM60 181V180H59ZM70 181V180H69ZM181 181V180H180ZM178 181V183L180 182ZM192 181V179H191ZM97 182H109L107 184V186H102L99 185ZM118 182H123L126 185H130L129 183H131V185L133 186L131 188L127 187L126 188H121L118 185ZM184 182V181H183ZM182 182V183H183ZM72 183V182H71ZM155 183V182H154ZM181 183V184H182ZM5 184V183H3ZM46 184V183H45ZM73 184V183H72ZM53 185V184H52ZM154 185V184H153ZM178 187L179 185L176 184ZM204 185V184H203ZM68 186V185H67ZM76 186V185H75ZM66 187V185H65ZM64 187V190H65ZM78 187V186H77ZM188 187V186H187ZM45 188V187H44ZM48 188V187H47ZM50 189H52L51 187H49ZM153 188V187H152ZM193 188V187H192ZM184 189L183 187H180V189L178 191H180V193L184 196L188 194V192H194V193H198L196 192L194 189ZM205 188V187H204ZM74 189V188H73ZM25 190V189H23ZM69 190V189H68ZM75 190V189H74ZM157 190V191H156ZM160 190V189H159ZM50 191V190H49ZM54 191V189L52 190ZM57 191V189L55 190ZM77 192V190H75ZM7 192H9L7 190ZM25 192V191H24ZM42 192V191H41ZM69 192V191H68ZM71 192V191H70ZM163 192V191H162ZM211 192V191H210ZM10 193V192H9ZM46 194V192H44ZM160 193V194H159ZM179 193V192H178ZM187 193V194H186ZM213 193V192H212ZM232 193V192H231ZM14 194V193H13ZM12 194V195H13ZM208 194V192H207ZM210 195V194H208ZM218 194V192H217ZM220 194V193H219ZM242 194V193H241ZM6 195V194H5ZM67 195V194H66ZM77 195V194H75ZM194 195V194H193ZM203 195V193H202ZM212 195V194H211ZM210 195V197H211ZM216 196V193H213L212 196ZM239 194H237L238 196ZM15 196V195H14ZM24 196V195H23ZM30 196V195H29ZM72 196V195H71ZM70 196V197H71ZM214 196V199L216 198ZM219 196L223 198L224 196ZM9 197V196H8ZM13 197V196H12ZM27 197V196H26ZM69 197V198H70ZM74 197V196H73ZM202 197V196H200ZM204 197V198H203ZM203 199H206L209 204H213V200L212 201H208V198L205 196H203ZM16 198V197H15ZM14 198V199H15ZM21 198V197H20ZM24 199V197H22ZM21 198V199H22ZM30 198V197H29ZM49 198V197H48ZM64 198V196H63ZM67 198V197H65ZM64 198V199H65ZM79 198V197H78ZM237 198V197H236ZM235 198L234 194H227V196L224 197L225 202L227 200V202L225 204H223V212H225V214H227L228 216H231L232 213H235L233 216V224H230L229 222H227L226 220L223 221L226 225L225 229H219L217 227H213L212 226V222L213 220H215L214 218H211L209 220H207V222L201 223V222H196V226L199 227V231L196 234H202L207 241L208 240V247H212L213 246V241L214 244H217L219 247L215 248L214 250L209 251L208 255L204 256L202 258L203 263L205 264H227L230 261L233 260V255L235 252H237L236 250L238 249L237 244L241 247L242 245L240 244H244L246 245L249 240L251 239V237H254L257 233V231H259V223H260V216L262 215V213L260 214L259 211L257 210V207L254 208L255 206H252L253 201L258 200V201H262V203H264V199L261 198H256L252 196H250V194L247 195H241L239 196V199L245 201V203L247 202V206H252L253 209L251 208L250 210V214L248 217H245L244 215H240L235 211L237 204V199ZM31 199V198H30ZM29 199V200H30ZM33 199V198H32ZM77 199V198H76ZM75 199V200H76ZM6 200V199H5ZM19 200V199H18ZM50 200V201H49ZM49 200L47 201V203L53 202V200L51 201V198H49ZM63 200V199H62ZM66 200V199H65ZM79 200V199H78ZM202 200V199H201ZM218 200V199H217ZM8 201V200H7ZM24 201V200H23ZM31 201V200H30ZM127 201V200H126ZM125 201V202H126ZM216 201V200H215ZM221 202H223L224 200L221 199L219 200ZM15 202V201H14ZM17 202V200H16ZM20 202V201H19ZM55 202V201H54ZM67 202V200H66ZM71 202V201H70ZM124 202V203H125ZM185 202V201H184ZM188 202V201H187ZM218 202V201H216ZM40 203V202H39ZM73 203V202H72ZM127 203V202H126ZM215 203V202H214ZM224 203V202H223ZM4 204V203H3ZM31 204V203H30ZM204 204V202H203ZM207 205V203H205ZM204 204V205H205ZM217 204V203H216ZM215 204V205H216ZM222 204V203H221ZM260 204V203H259ZM51 207V203L48 204ZM54 205V204H53ZM56 205V203H55ZM54 205V206H55ZM59 205V203H58ZM64 205V204H63ZM68 206V204H66ZM208 205V206H209ZM258 205V204H257ZM41 206V205H40ZM47 206V205H45ZM62 206V205H59ZM66 206V207H67ZM147 206V204H146ZM198 206V205H197ZM9 207V206H8ZM39 207V206H38ZM64 207V206H62ZM70 207V208H71ZM212 207V206H211ZM34 208V206H33ZM65 208V207H64ZM69 208V207H68ZM210 208V207H208ZM222 207L220 206V209ZM44 209V208H43ZM56 209V208H55ZM54 209V210H55ZM152 209V208H151ZM48 210V209H45ZM163 210V208H162ZM162 210L160 209V211L162 212ZM167 210V209H166ZM50 211V209H49ZM60 211V210H59ZM58 211V212H59ZM158 211V212H160ZM43 212V211H42ZM56 213V211H53ZM57 212V213H58ZM61 212L63 213L62 209ZM61 212L59 213V215H61ZM69 212V210H68ZM67 212V213H68ZM157 212V211H156ZM222 212V213H223ZM10 214V212H8ZM46 214V212H44ZM52 213L53 216H55ZM65 213H66V208H65ZM101 213V212H100ZM264 213V212H263ZM95 214V213H94ZM93 214V215H94ZM224 214V213H223ZM15 215V214H14ZM42 215V214H41ZM58 215V216H59ZM214 215V214H213ZM217 215V214H215ZM51 216V214H50ZM52 216V217H53ZM57 216V215H56ZM57 216V217H58ZM63 216V214H62ZM264 216V214H263ZM7 217V216H6ZM10 217V216H9ZM34 217V216H33ZM41 217V216H40ZM43 217V216H42ZM45 217V216H44ZM47 217V215H46ZM56 217V218H57ZM110 217V216H109ZM164 217V216H163ZM161 217V218H163ZM187 217V216H186ZM26 218V217H25ZM50 218V217H48ZM61 218V216L58 217V219ZM69 218V220H70ZM165 218V217H164ZM167 218V217H166ZM165 218V219H166ZM248 218H251L255 221L256 224H258L257 228L251 227L249 225V220ZM264 218V217H263ZM53 219V218H51ZM98 219V218H97ZM108 219V218H106ZM158 219V218H157ZM164 219V220H165ZM186 219V218H185ZM56 220V219H55ZM60 220V219H59ZM69 220L68 223L70 222ZM75 220V219H74ZM99 220V219H98ZM109 220V219H108ZM162 220V219H161ZM187 220H189L187 218ZM223 220V219H222ZM260 220V221H259ZM264 220V219H262ZM28 221V220H27ZM49 221V220H47ZM57 221V220H56ZM65 221V220H64ZM73 221V220H72ZM101 221V222H105ZM111 219L110 222H108V225H110L109 223H111ZM160 221V220H159ZM168 221V220H167ZM15 222V221H14ZM50 222V221H49ZM127 221L125 220V223ZM195 222V221H194ZM263 222V221H262ZM30 223V222H29ZM65 223V222H64ZM67 223V222H66ZM65 223V224H66ZM72 223V222H70ZM67 224L72 225V224ZM98 223V222H97ZM107 223V222H105ZM28 224V223H27ZM158 224V223H157ZM184 224V223H183ZM194 224V223H193ZM51 225V224H50ZM64 225V226H67ZM100 225H102L100 223ZM188 225V224H187ZM11 226V225H10ZM62 226V225H61ZM60 226V227H61ZM73 226H74V221H73ZM71 226V227H73ZM112 226V225H111ZM138 226V225H137ZM155 226V225H153ZM152 226V227H153ZM182 226V225H181ZM261 226L262 223H261ZM70 227V228H71ZM102 225V228L105 229ZM150 228L149 232H148V236H151V240L156 241L158 240L157 235H156V231L153 228ZM186 227V225H185ZM52 228V227H51ZM56 228V227H55ZM54 228V229H55ZM58 228V227H57ZM64 228V227H62ZM67 228V227H66ZM69 228V229H70ZM73 228L74 229H77ZM101 229V226L99 227ZM109 228V227H108ZM114 228V227H113ZM181 228V227H180ZM264 228V227H263ZM24 229V228H23ZM68 229V230H69ZM135 230V228H133ZM148 229V228H146ZM184 228L182 227V230ZM50 230V229H49ZM62 230V229H61ZM65 230V229H64ZM67 230V231H68ZM72 230V229H71ZM102 230V229H101ZM182 230H180L182 232ZM263 230V229H262ZM262 230H260V233L262 232ZM22 231V230H21ZM25 231V230H24ZM23 231V232H24ZM66 231V230H65ZM64 231V232H65ZM148 231V230H147ZM146 231V232H147ZM184 231V230H183ZM69 232V231H68ZM67 232V233H68ZM78 232V230H77ZM78 232V234H79ZM104 232V231H103ZM138 232V231H137ZM146 232L144 234H146ZM179 232V234L181 233ZM187 232V231H186ZM22 233V232H21ZM61 233V232H60ZM75 233V231H74ZM89 234V232H87ZM134 233V232H133ZM24 234V233H22ZM63 231H62V235H63ZM73 234V233H72ZM77 234V235H78ZM99 234V233H98ZM102 234V233H101ZM143 234V235H144ZM264 234V233H263ZM25 235V234H24ZM28 235V233H27ZM66 234H64L65 236ZM134 235H137L134 234ZM141 235V234H140ZM142 235V236H143ZM181 235V234H180ZM226 235L227 238H226ZM63 236V237H64ZM70 236V235H69ZM79 236V235H78ZM87 236V234L85 235ZM89 236V235H88ZM128 236V235H127ZM133 236V235H132ZM139 236V235H138ZM141 236V237H142ZM146 236V235H145ZM160 236V235H159ZM258 236V235H257ZM262 236V235H261ZM25 237V236H24ZM31 237V236H29ZM106 237V236H105ZM140 237V236H139ZM202 237V236H201ZM74 238V236H73ZM112 238V237H111ZM129 238V236H128ZM179 238V237H178ZM263 238V237H262ZM22 239V238H21ZM36 239H39V242L37 241L38 244L41 245H45L46 243V239L41 237V236H36ZM72 239V238H71ZM101 239V238H100ZM133 239V238H132ZM131 239V240H132ZM260 239V238H259ZM28 240V239H27ZM108 239H106L105 241H107ZM129 240V239H128ZM137 240V239H135ZM141 240V239H140ZM195 240V239H194ZM253 240V239H252ZM75 241V240H74ZM103 241V240H102ZM105 241H103L105 243ZM125 241V240H124ZM202 241V240H201ZM216 241V242H215ZM31 242V241H30ZM35 241H33L34 243ZM52 242V241H51ZM136 242V241H135ZM134 242V243H135ZM162 242V241H160ZM177 242V241H176ZM48 243V242H47ZM46 243V245H47ZM103 243V244H104ZM124 243V242H123ZM133 243V242H132ZM139 243V240H138ZM141 243V242H140ZM212 243V244H211ZM251 243V242H250ZM17 244V243H16ZM26 244L29 245V242H27ZM26 244H24L26 246ZM31 244V243H30ZM37 244V245H38ZM102 244V245H103ZM131 244V243H130ZM180 244V243H179ZM221 244V245H219ZM256 244V243H255ZM258 244V242H257ZM27 245V246H28ZM34 245V244H33ZM109 245V244H108ZM128 245V244H127ZM133 245V244H132ZM40 246V245H38ZM106 246V244H105ZM104 246V247H105ZM114 246V245H112ZM111 246V250H108V247L102 248L101 250V259L99 260V264H151L149 263L148 259L143 256H132V257H127L126 255L123 254H119V248L116 247V253L113 251L114 247ZM154 246V245H153ZM77 247V245H76ZM143 247V246H142ZM148 247V246H147ZM259 247V246H258ZM43 248V247H42ZM49 248V247H48ZM100 248V249H101ZM146 248V247H145ZM262 248V247H261ZM33 249V248H32ZM93 249V248H92ZM91 249V250H92ZM137 249V248H136ZM154 249V248H153ZM255 249V248H254ZM41 250V248H40ZM44 250V248H43ZM42 250V251H43ZM128 250V248H127ZM139 250V249H138ZM155 250V249H154ZM179 246L178 243L174 245V248H172V253H175V255H172L173 257H177L179 258ZM262 250V249H261ZM28 251V250H26ZM87 251V250H86ZM99 251V250H98ZM130 251V250H129ZM151 251V250H149ZM157 251V250H156ZM159 251V250H158ZM255 251V250H254ZM94 252V251H93ZM170 252V251H169ZM258 252V251H257ZM2 253V252H1ZM17 253V252H16ZM30 252H28L29 254ZM46 253V252H45ZM61 253V252H60ZM90 253V251H89ZM154 253V251L152 252ZM157 253V252H155ZM154 253V254H155ZM160 253V252H159ZM196 253V252H195ZM260 253V252H259ZM3 254V253H2ZM27 254V253H26ZM31 254V253H30ZM33 254V253H32ZM47 254V253H46ZM56 254V253H55ZM92 254V252H91ZM90 254V258H92L93 256H91ZM260 254H264V253H260ZM57 255V254H56ZM64 255V254H63ZM75 255V254H73ZM88 255V252H87ZM94 255V254H92ZM158 255V254H157ZM1 256V254H0ZM28 256V255H27ZM66 256V255H65ZM159 256V255H158ZM171 256V255H169ZM261 256V255H259ZM264 255H262L263 257ZM6 257V256H5ZM12 257V256H11ZM32 257V256H31ZM58 256H56L57 258ZM62 257V256H61ZM59 257V260H61ZM70 257V256H69ZM145 257V258H144ZM243 257V256H242ZM30 258V257H29ZM35 260L36 258L33 257ZM33 258H30L28 260H33ZM98 258V256H97ZM162 258V257H161ZM45 259V258H44ZM54 259V258H53ZM52 259V261H53ZM70 259V258H68ZM176 259V258H175ZM175 259L173 260L175 262ZM199 259V258H198ZM201 259V258H200ZM232 259V260H231ZM5 260V259H4ZM15 260V258L13 259ZM48 260V259H46ZM166 261L168 260L165 259ZM171 260V259H170ZM177 260V259H176ZM18 261V260H17ZM20 261V260H19ZM56 260H54L53 262H55ZM58 261V260H57ZM56 261V262H57ZM67 261V260H66ZM76 261V260H75ZM29 262V261H28ZM37 262V260H36ZM48 262V261H46ZM52 262V264H53ZM71 262V260H70ZM70 262H68V264H71ZM88 262V261H87ZM240 262V261H239ZM259 262V261H258ZM23 263V262H22ZM25 263V262H24ZM32 263V261H31ZM34 263V261H33ZM32 263V264H33ZM38 263V262H37ZM43 263V262H42ZM60 263V262H59ZM73 263V262H72ZM160 263V262H159ZM169 263V262H168ZM167 263V264H168ZM241 263V262H240ZM47 264V263H46ZM62 264V263H60ZM176 264V263H175ZM179 264V263H178ZM183 264H185L183 262ZM245 264H249V263H245ZM259 264H264V262L259 263Z\"/></svg>",
  "mask_w": 264,
  "mask_h": 264
},
{
  "label": "built area",
  "instance_id": "2783aa9c",
  "mask_svg": "<svg viewBox=\"0 0 264 264\" xmlns=\"http://www.w3.org/2000/svg\"><path fill=\"white\" fill-rule=\"evenodd\" d=\"M255 179V182H257L258 184H259V189L258 190H256L261 196H259V197H264V178H258V179H256V178H254ZM256 196V195H255ZM249 209V208H248ZM250 211V210H249ZM245 216V215H244ZM249 216V215H248ZM248 216H245V217H248ZM248 220H249V225L251 226V227H257L258 226V224H256L255 223V221L253 220V219H251V218H248ZM217 228H219V229H224V230H226L225 229V227H226V225H225V223L223 222V221H219V222H217V226H216ZM227 236L228 235H226V238H227ZM250 264V263H249ZM253 264H259V263H257V262H255V263H253Z\"/></svg>",
  "mask_w": 264,
  "mask_h": 264
}]
</instances>
